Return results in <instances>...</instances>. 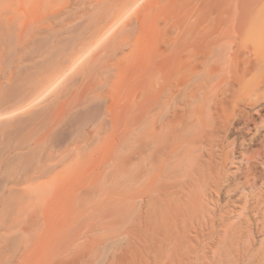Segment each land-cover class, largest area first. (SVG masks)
<instances>
[{
    "label": "rangeland",
    "instance_id": "rangeland-1",
    "mask_svg": "<svg viewBox=\"0 0 264 264\" xmlns=\"http://www.w3.org/2000/svg\"><path fill=\"white\" fill-rule=\"evenodd\" d=\"M202 3L0 0V192L8 176L35 179L15 185L4 197L10 203L36 199L39 182L46 183L48 224L60 230L49 237L47 264L101 260L113 235L139 223L150 227L146 234L175 222L187 225L186 235L199 231L208 240L242 234L244 242L259 241L257 257L264 254V205L233 204L234 197L260 195L261 186L246 187L243 179L221 192L189 189L168 168L179 161L171 160L166 144L168 151L159 149L166 139L174 147L187 123L182 101L167 88L190 76L189 28ZM146 84L160 139L145 151ZM146 152L154 154L149 161ZM234 170L230 163L225 173ZM40 171L45 180L36 178Z\"/></svg>",
    "mask_w": 264,
    "mask_h": 264
},
{
    "label": "bare ground",
    "instance_id": "bare-ground-1",
    "mask_svg": "<svg viewBox=\"0 0 264 264\" xmlns=\"http://www.w3.org/2000/svg\"><path fill=\"white\" fill-rule=\"evenodd\" d=\"M11 23L8 16V28ZM186 53L189 78L183 84L174 80L167 88L169 95L173 94L171 98L182 101L187 116L181 140L174 147L167 145L169 139L163 141L164 146L159 145L163 150L166 144L171 160L179 161L168 168H174L171 173L177 177L184 176V185L189 189L200 185L221 192L243 179L246 187L261 186L262 197L255 193L252 197L246 194L232 198L233 204L245 201L260 207L264 205V0H203L201 11L191 20ZM148 87L146 84L141 103L142 139L148 146L143 147L145 151L150 150V144L156 146L160 139L157 120L150 118L153 105ZM161 152L160 155L164 151ZM219 152H226L222 161L217 159ZM146 153L144 158L149 161L154 154ZM237 158L242 161L236 162ZM230 163L235 170L225 173ZM259 165L263 171H258ZM43 175L46 174L42 172L35 177L45 180ZM8 177L0 192V264H47L49 237H58L60 230L48 224L46 183L37 180L40 192L36 199L25 197L10 203L4 197L13 194L15 185L35 179ZM203 225L193 229H204ZM149 228L139 223L121 236L113 235L103 247L106 250L103 258L99 260L101 255L90 264H264V254L257 257L259 254L254 253L259 242L256 238L244 242L242 234H238L239 237L208 240L197 234L199 231L194 236L186 235L183 230L186 231L187 225L181 227L176 222L164 226L157 234H146L144 230Z\"/></svg>",
    "mask_w": 264,
    "mask_h": 264
}]
</instances>
